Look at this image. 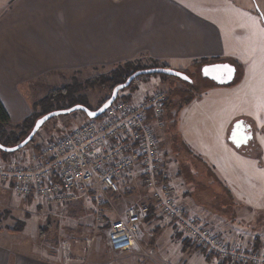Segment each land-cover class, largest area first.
<instances>
[{
	"label": "crops",
	"instance_id": "crops-1",
	"mask_svg": "<svg viewBox=\"0 0 264 264\" xmlns=\"http://www.w3.org/2000/svg\"><path fill=\"white\" fill-rule=\"evenodd\" d=\"M6 4L0 13V98L14 124L32 113L33 105L27 98L30 81L52 71L94 69L136 60L185 72L198 64L201 70L205 64L230 62L237 75L240 67L242 74L237 81L219 84L212 80L215 84L195 98L199 100L193 99L178 113V118L182 114V125L184 121L188 125L185 134L199 137L195 148L185 134L181 139L202 160V172L190 157L188 170L194 178L188 177L179 162H174L175 170L174 164L167 169L172 183L175 176L182 185L191 206L217 215L221 213L213 211L216 204L227 208L228 230L233 228L240 235L220 227L227 232L224 237L233 240L235 236L243 244H251L252 235L250 240V236L241 237L250 235L264 221V209L245 201L251 198H236L234 186L235 181L243 180L256 192L257 182L251 175L255 170L264 173V165L257 159L264 150L256 139L259 127L254 119L264 114V82L260 81L264 22L256 15L252 0H10ZM153 90L144 91L137 99ZM240 119L250 124L254 138L236 148L228 136ZM253 146L257 152H248ZM197 173L204 179H196ZM150 221L157 219L151 218L148 224ZM255 239L252 245L260 244ZM0 264L54 262L34 252L15 251L13 240L0 235Z\"/></svg>",
	"mask_w": 264,
	"mask_h": 264
},
{
	"label": "rangeland",
	"instance_id": "rangeland-1",
	"mask_svg": "<svg viewBox=\"0 0 264 264\" xmlns=\"http://www.w3.org/2000/svg\"><path fill=\"white\" fill-rule=\"evenodd\" d=\"M9 1L0 0V13ZM252 4L256 9V15L262 22V18H264V0H252ZM132 63L142 67L154 64L149 60H136ZM125 66V63H121L86 70L52 71L47 73L46 76L30 81L27 93V98L33 105L30 115L34 114L35 122L39 118L38 115L44 111L48 110L50 112L69 108L78 104H72L73 101H80V99H84L86 105L92 109L99 108L111 96L113 88L109 84L98 81L101 78L98 77L108 76L115 69ZM200 67V64H198L195 68L186 72L193 78V83L184 81L179 77H164L161 74L142 75L129 88L119 93V96L124 98L127 96V99H137L150 88L166 91L169 103L163 117V124L157 128L160 148L164 154L166 166L171 169L172 164H174L173 169L175 170V163L179 162L184 166L183 168H185L190 178L193 176L188 170L190 167L188 158L194 160L199 173L202 172V165L204 164L186 143L182 142V134H185L184 130L188 129V125L186 121L182 125V114L178 118L179 114L173 116L172 111H178V108L191 95L199 94L201 96L206 86L213 83L212 81H204ZM260 81L264 82V72L260 77ZM67 87L73 91L68 92ZM59 90H62L65 96L51 100L48 108L41 104L42 99L53 95ZM69 94L72 97H69ZM195 100H199V98ZM188 117V123L191 124L192 118ZM255 117L254 119L259 127L256 130V139L264 150V128H261L264 114ZM172 119H175V122ZM86 120L87 115L83 111L54 117L43 125L28 145L7 157L0 155V160L13 158L27 162L43 142L66 133L72 128L83 124ZM16 125L12 123L7 130L19 134L20 130L15 127ZM193 133L195 134L194 131ZM186 136L192 142L191 146L193 148L199 146L200 140L197 135L190 133ZM254 151L257 152V146L251 147L248 152ZM260 153L261 159L258 157L257 159L259 164L264 165V153L262 151ZM199 173L195 175L196 179H204V176H200ZM253 173L251 176L257 182L258 190L251 192V186L246 181L238 180L235 181L236 186H234L237 194L235 192L234 194L240 200L251 198L252 201H245L263 210L264 173H259L256 170ZM173 177L177 195L186 204L191 214L203 219L205 223L223 237L227 233L223 232V229L225 231L232 230L231 234L235 236L240 235L233 228L228 230L231 224L229 222L230 216H227L228 212L225 214L227 208L225 210L221 208L222 206H218L220 204H216L215 208L217 210H213L226 215L224 216L216 213H204L202 208L191 206V199L185 195L182 185L175 180V176ZM3 185L0 183V233H2L0 235L5 236L8 240H13L15 251L40 254L52 260L54 264H231L203 249L189 236L185 235L173 220L163 216L159 211L152 212L150 216H147V220L141 224L137 244L134 247L127 250L111 247L107 241L111 223L123 216L130 206L152 200L149 191L142 186L137 176L125 183L117 193L103 190L98 198L81 197L71 204L48 203L39 198L23 197L15 193L10 187ZM226 185L230 186V184ZM151 218H156L157 221L154 223L150 221L151 223L148 224ZM257 225V228H253L254 230L250 235H242L241 239L250 236V240L252 235L250 245L256 240L255 237L258 238L259 242L264 241V221ZM235 236L231 237L233 240L225 238L229 241L242 243L239 241L240 238Z\"/></svg>",
	"mask_w": 264,
	"mask_h": 264
},
{
	"label": "built area",
	"instance_id": "built-area-1",
	"mask_svg": "<svg viewBox=\"0 0 264 264\" xmlns=\"http://www.w3.org/2000/svg\"><path fill=\"white\" fill-rule=\"evenodd\" d=\"M166 91L141 99L118 98L98 117L43 142L27 162L0 160V183L43 202L71 204L81 197L117 193L134 176L150 202L127 208L111 223L107 241L127 250L137 244L141 224L159 211L203 249L231 264H264V241H229L182 204L170 180L157 128L163 124Z\"/></svg>",
	"mask_w": 264,
	"mask_h": 264
},
{
	"label": "water",
	"instance_id": "water-1",
	"mask_svg": "<svg viewBox=\"0 0 264 264\" xmlns=\"http://www.w3.org/2000/svg\"><path fill=\"white\" fill-rule=\"evenodd\" d=\"M263 22H264V18ZM236 66L230 62H215L210 64H205L201 68V74L205 78H209L219 84H229L236 77ZM152 74H165L168 76L179 77L180 79L193 83L194 80L187 73L171 68L169 66L151 67L144 68L132 73L125 82L118 84L112 91V94L107 100L96 109H92L85 104H75L69 108L57 109L47 112L37 118L34 123L33 128L29 134L18 144L14 146H4L0 144V148L6 152H16L28 145L36 136L38 131L43 127V125L50 119L64 115L70 114L77 111H83L88 118H96L100 116L119 96V93L128 88L133 80L137 79L142 75H152ZM254 138L253 131L250 124L244 119L237 120L230 131L228 140L236 147L241 148L244 145H248L249 142Z\"/></svg>",
	"mask_w": 264,
	"mask_h": 264
},
{
	"label": "trees",
	"instance_id": "trees-1",
	"mask_svg": "<svg viewBox=\"0 0 264 264\" xmlns=\"http://www.w3.org/2000/svg\"><path fill=\"white\" fill-rule=\"evenodd\" d=\"M133 61H128V62H125L126 66L125 67H121L119 69H115L110 75L108 76H99L98 78H100L98 81H100L101 83H106V84H109L113 89L115 88V86H117L118 84L120 83H123L127 80V78L132 74L134 73L135 71L137 70H140V69H144V68H151V67H160V66H166V65H159L157 63H154L153 65H150V66H146V67H142V66H139L138 64L135 65L132 63ZM185 72V71H183ZM186 73V72H185ZM241 74H242V70L241 68L239 67L238 68V74L236 75L234 81H237L240 77H241ZM161 76H164V77H167L168 75H165V74H161ZM204 81H212L208 78H203ZM136 80V79H135ZM132 81V83H134V81ZM213 82V81H212ZM132 83L130 84V86L132 85ZM215 84V82H213L212 84H209L208 86H206V88L204 89V92L210 88L211 86H213ZM129 86V87H130ZM128 87V88H129ZM68 89V87L66 88ZM127 89V88H126ZM125 90V89H124ZM69 91H73V90H70L68 89V92ZM75 91V90H74ZM202 93V92H201ZM72 94V93H71ZM60 96H65V94L63 93V91L59 90L57 91L56 93H54L53 95H50V96H46L44 99L41 100V104H43V106H47L46 108H48V105L51 103V100H53L54 98H57V97H60ZM69 97H72L70 94L68 95ZM199 96L198 95H191L190 97H188L184 102L183 104L178 108V111L176 110H173L172 111V115L175 116V115H178L179 111L185 106L187 105L188 103H190L191 101H193V99H195V97ZM73 98H77L79 99L78 97H73ZM125 98H127V96H125ZM107 100V99H106ZM105 102V101H104ZM75 103H81V104H85L86 105V101L84 99H80V101H73L72 104H75ZM168 103H169V99L168 101L166 102L165 104V107L167 109L168 107ZM71 104V105H72ZM87 106V105H86ZM49 112L48 110L47 111H44L43 113L39 114L38 117L42 116L43 114ZM34 119H35V116L34 114L26 117L22 122L18 123L15 127L18 128L20 130V133L19 134H16V132L14 131H11L9 132L7 130L8 126H10L12 124V119H11V116H10V113L8 112L6 106L4 105L2 99L0 98V144L4 145V146H14L16 144H18L19 142H21L28 134L29 132L31 131V129L33 128L34 126ZM173 122H175L174 120L175 119H172ZM177 122V121H176ZM177 124V123H176ZM14 152H6V151H3L1 148H0V155L3 156V157H7L8 155L12 154ZM259 159H261V153L258 154L257 156ZM223 185V188H224V191L227 193V194H231L230 190L224 185Z\"/></svg>",
	"mask_w": 264,
	"mask_h": 264
}]
</instances>
